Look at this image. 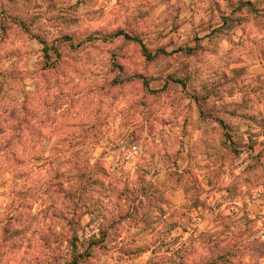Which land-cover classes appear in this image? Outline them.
I'll use <instances>...</instances> for the list:
<instances>
[{"label":"clouds","instance_id":"clouds-1","mask_svg":"<svg viewBox=\"0 0 264 264\" xmlns=\"http://www.w3.org/2000/svg\"><path fill=\"white\" fill-rule=\"evenodd\" d=\"M0 264H264V0H0Z\"/></svg>","mask_w":264,"mask_h":264}]
</instances>
